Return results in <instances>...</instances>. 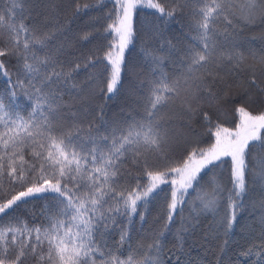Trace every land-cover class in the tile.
<instances>
[{
  "label": "snow or ice",
  "instance_id": "snow-or-ice-1",
  "mask_svg": "<svg viewBox=\"0 0 264 264\" xmlns=\"http://www.w3.org/2000/svg\"><path fill=\"white\" fill-rule=\"evenodd\" d=\"M10 2L7 13L0 11V72L9 78L10 88L0 96V264H25L29 258L33 264H162L163 233L132 247L128 225L137 214L144 219L140 209L167 183L171 184L167 222L182 213L189 189L199 201L193 211L202 212H216L227 192V212L218 228L230 231L243 207L246 175L251 172L264 183V157L253 155L254 149L264 150V111L254 114L239 104L234 109L239 117L235 129L216 124L213 130L203 104L220 110L236 86V80L228 77L238 79L241 73H250L248 88L264 100V84L258 81L257 70L246 64L243 42L236 39L237 29L257 20L264 23V0H114L107 15L110 22L99 36L101 40L111 36L108 44L68 61L58 55L63 44H54L61 28L26 24L29 0ZM72 3L74 16L87 14L88 4ZM138 6L155 9L165 23L187 9L190 42L182 52L183 71L169 77L162 71L164 58L144 48L151 78L140 81L142 111L120 120H102L98 127L85 123L63 102L64 89L69 95L82 92L76 75L83 70L93 91L98 88L108 98L119 91ZM96 32L100 29L91 21L78 38L91 42ZM145 35L155 38L158 24L146 28ZM249 52L264 65V50L258 58L251 47ZM13 59L18 67L14 81L7 70ZM177 104L183 113L203 115L215 142L206 149H193L181 162L161 171L153 160L169 159L175 139L169 110ZM222 157L231 158L232 187L226 189L214 179L209 189L202 188L198 175ZM129 162L142 167L147 183L123 179L131 176L123 171ZM37 193L53 194V203L45 206L41 223L29 224L15 213ZM115 227L120 228L119 247L112 248L107 238ZM126 243L128 254L121 258L123 253H116Z\"/></svg>",
  "mask_w": 264,
  "mask_h": 264
},
{
  "label": "trees",
  "instance_id": "trees-1",
  "mask_svg": "<svg viewBox=\"0 0 264 264\" xmlns=\"http://www.w3.org/2000/svg\"><path fill=\"white\" fill-rule=\"evenodd\" d=\"M113 2L114 0H100L99 3L98 0H79L81 6L88 4L89 9L87 14L82 12L77 17L73 15L76 5L72 0H29L24 13L25 23L49 27L58 25L62 35L58 36L54 44L57 47L63 44L62 51L58 53L59 58L65 61L82 58L98 45H107L111 39L109 36L108 39L101 40L99 36L103 27L110 22L107 15L113 9ZM11 7L10 0H0V11L7 13ZM91 21L96 22L100 32L94 33L91 42H82L78 34L88 30ZM132 23L134 40L124 53L125 64L122 66V80L118 92L108 98L100 93L98 88L93 91L86 79L88 73L83 70L76 75V81L83 91L77 90L69 95L68 89H64L63 102L78 112L79 120L85 123L91 121L98 127L102 120H120L142 111L138 103L140 81L151 78L150 59H146L144 48H152L156 56L164 58L162 71L169 77L179 75L183 71L182 52L190 42V18L187 9L182 13L178 12L174 19L165 23L155 9L138 6L134 10ZM156 24L158 35L155 38H146L145 29ZM237 32L236 39L244 45L246 64L257 70V79L264 84V65L258 63V59H253L249 52L251 47L258 58L264 50V23L257 20L242 30L237 29ZM7 70L13 74L14 81L18 71L15 59L8 64ZM249 75L250 73H241L238 79L228 77L230 80H236V86L232 89L228 102L220 110H217L215 105L209 106L206 102L203 104V111H207L211 116L213 130L216 124L234 130L239 121L234 109L239 104H245L254 114L264 111V100L257 96L255 89L248 88ZM8 79L0 72V96H5L10 91ZM101 109L103 116L100 114ZM64 111L67 112V108ZM169 115L173 116L171 123L175 126V139L169 159L153 160L154 167L161 171L181 162L193 149H206L215 142L203 115L183 113L179 104L169 110ZM253 155L264 157V150L254 149ZM248 159L252 161L251 156ZM123 171L131 172V176L126 174L123 177L124 180H130L132 183L137 179L142 183L148 182L142 167L136 168L131 162L124 166ZM214 179L226 189L232 187L229 157H222L221 161L215 162V166L209 165L198 175L200 186L204 189H209ZM246 182L247 190L242 198L243 207L238 211L236 221L227 233L224 228H218V222L227 212V192L224 193V199L220 201L216 212H202L193 211L194 206L199 208V201L196 200V192L189 189L190 195L185 197L186 203L181 206L182 213L178 212L173 221L167 222V200L170 199L171 184H161L147 207L140 209L144 219L141 220L137 214L133 223L128 225L132 247H136L141 241L149 242L154 233H163L160 237L163 247L162 264H264V255H258L264 253V224L261 223V217L264 216V183L255 180L251 172L246 175ZM52 195L37 193L27 198L28 203L20 207L15 215L29 224L41 223L44 220L45 206L53 203ZM119 239L120 228L115 227L107 242L110 247L117 248ZM128 247V243L124 244L116 254L123 253L121 258H126ZM25 264H33V261L29 258Z\"/></svg>",
  "mask_w": 264,
  "mask_h": 264
},
{
  "label": "rangeland",
  "instance_id": "rangeland-1",
  "mask_svg": "<svg viewBox=\"0 0 264 264\" xmlns=\"http://www.w3.org/2000/svg\"><path fill=\"white\" fill-rule=\"evenodd\" d=\"M133 13H134V11H133ZM132 18H133V16H132ZM127 49V48H126ZM126 49H125V51H126ZM232 96H234V95H232ZM230 158V157H229ZM231 159V158H230Z\"/></svg>",
  "mask_w": 264,
  "mask_h": 264
}]
</instances>
